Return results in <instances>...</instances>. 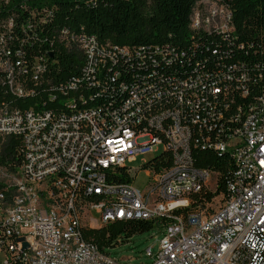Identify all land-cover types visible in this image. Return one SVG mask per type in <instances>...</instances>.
<instances>
[{
    "label": "built area",
    "instance_id": "obj_1",
    "mask_svg": "<svg viewBox=\"0 0 264 264\" xmlns=\"http://www.w3.org/2000/svg\"><path fill=\"white\" fill-rule=\"evenodd\" d=\"M205 5L193 15L192 29L232 37L228 8L210 0ZM63 36L78 43L86 57L83 78L97 86L99 77L109 78L107 68L131 54L93 36ZM4 43L0 35L5 53ZM35 65L38 81L44 66L38 59ZM7 71L10 90L22 96ZM262 80L237 63L218 62L184 78L164 77L161 85L126 88L113 108L83 95L58 110L0 107V137L18 136L22 143L19 176L0 192V264H121L108 253L121 239L100 248L85 233L132 221L163 231L152 264H264V89L253 92ZM79 85L72 79L59 92L67 95ZM206 150L235 163L228 196L179 215L192 195L217 188L218 173L196 165L195 155ZM150 156L163 163L169 157V164L156 170ZM138 161L149 176L143 191L133 186L141 168L129 167ZM119 168L127 169L128 183L113 180ZM147 255L153 258L151 249Z\"/></svg>",
    "mask_w": 264,
    "mask_h": 264
},
{
    "label": "trees",
    "instance_id": "obj_2",
    "mask_svg": "<svg viewBox=\"0 0 264 264\" xmlns=\"http://www.w3.org/2000/svg\"><path fill=\"white\" fill-rule=\"evenodd\" d=\"M210 1L232 14L233 34L229 39L217 32L192 29L191 19L196 11L205 10L206 0L1 1L0 35L5 39V53L0 48V107L58 110L83 95L96 105L113 108L128 94L126 88L161 85L164 77L184 78L196 68L208 71L218 62L222 66L237 63L253 77L262 74L263 80L253 88L254 94L260 93L264 89V0ZM63 31L93 36L101 44L126 48L131 54L120 56L118 65L107 68L109 78L99 77L103 81L97 86L94 80L83 78L86 57L78 43L63 36ZM214 50L218 53L215 57ZM163 53L171 56V64ZM37 59L44 71L34 81ZM7 70L22 86V96L10 90ZM72 79L79 80L78 90L67 95L59 92V87ZM195 157L197 167L218 173L217 188L192 195L189 208L177 212L179 215L197 213L214 198L223 202L228 196L226 180L235 169L231 156L206 150ZM160 159L153 158L156 170L169 164V157L166 163ZM21 165V139L13 135L0 137V168L17 174ZM113 180L128 183L127 169L119 168ZM5 189L6 185L0 183V192ZM152 228L153 223L147 221L115 222L87 231L85 236L106 248Z\"/></svg>",
    "mask_w": 264,
    "mask_h": 264
},
{
    "label": "rangeland",
    "instance_id": "obj_3",
    "mask_svg": "<svg viewBox=\"0 0 264 264\" xmlns=\"http://www.w3.org/2000/svg\"><path fill=\"white\" fill-rule=\"evenodd\" d=\"M154 158V156L148 157V160ZM133 170H138L142 167L141 161L129 165ZM3 174H0V183L4 185H13L15 179L18 178L19 174L8 173L3 169ZM149 184V176L147 171L143 168L137 173L136 178L133 180L134 188L143 191ZM216 207L219 206V202H216ZM97 216L94 215L92 223H96ZM163 236V231L160 228L154 227L151 230L134 235L127 242H120L115 248L108 250V253L114 260L119 263H142L152 264L154 257L159 251V242ZM151 249L152 257L147 255V250Z\"/></svg>",
    "mask_w": 264,
    "mask_h": 264
},
{
    "label": "water",
    "instance_id": "obj_4",
    "mask_svg": "<svg viewBox=\"0 0 264 264\" xmlns=\"http://www.w3.org/2000/svg\"><path fill=\"white\" fill-rule=\"evenodd\" d=\"M24 247L27 248V245H25Z\"/></svg>",
    "mask_w": 264,
    "mask_h": 264
}]
</instances>
